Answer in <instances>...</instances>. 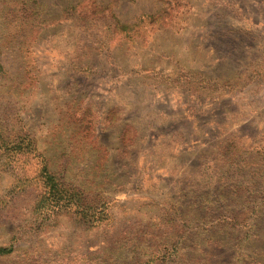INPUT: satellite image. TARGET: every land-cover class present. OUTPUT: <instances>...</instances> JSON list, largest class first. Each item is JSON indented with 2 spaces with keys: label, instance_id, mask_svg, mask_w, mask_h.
Listing matches in <instances>:
<instances>
[{
  "label": "rangeland",
  "instance_id": "rangeland-1",
  "mask_svg": "<svg viewBox=\"0 0 264 264\" xmlns=\"http://www.w3.org/2000/svg\"><path fill=\"white\" fill-rule=\"evenodd\" d=\"M0 248L264 264V0H0Z\"/></svg>",
  "mask_w": 264,
  "mask_h": 264
},
{
  "label": "trees",
  "instance_id": "trees-1",
  "mask_svg": "<svg viewBox=\"0 0 264 264\" xmlns=\"http://www.w3.org/2000/svg\"><path fill=\"white\" fill-rule=\"evenodd\" d=\"M46 179L48 181H52V180H54V177L53 176H47ZM48 184H49V182H48ZM55 195H56L55 197H63V195L62 194L60 195V193H56ZM10 252H11V248H0V255L9 254Z\"/></svg>",
  "mask_w": 264,
  "mask_h": 264
}]
</instances>
